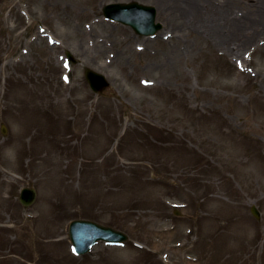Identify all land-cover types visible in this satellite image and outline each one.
<instances>
[{
	"label": "rangeland",
	"instance_id": "rangeland-1",
	"mask_svg": "<svg viewBox=\"0 0 264 264\" xmlns=\"http://www.w3.org/2000/svg\"><path fill=\"white\" fill-rule=\"evenodd\" d=\"M132 2L156 8L155 36L105 18ZM256 28L264 0H0V264H264ZM76 219L130 239L78 257Z\"/></svg>",
	"mask_w": 264,
	"mask_h": 264
},
{
	"label": "water",
	"instance_id": "water-1",
	"mask_svg": "<svg viewBox=\"0 0 264 264\" xmlns=\"http://www.w3.org/2000/svg\"><path fill=\"white\" fill-rule=\"evenodd\" d=\"M104 13L106 18L132 27L139 35H155L162 29V24L157 23V10L152 6L137 2L110 4L104 8ZM69 57L71 58L70 54ZM86 79L95 93H99L110 86L103 74L91 69L86 70ZM36 199L37 192L35 189L25 188L22 190L20 201L25 207L32 206ZM252 213L256 218H260V213L255 206L252 207ZM69 234L78 255L87 254L99 241L115 245L128 240L124 233L88 220L73 221L70 224Z\"/></svg>",
	"mask_w": 264,
	"mask_h": 264
},
{
	"label": "bare ground",
	"instance_id": "bare-ground-1",
	"mask_svg": "<svg viewBox=\"0 0 264 264\" xmlns=\"http://www.w3.org/2000/svg\"><path fill=\"white\" fill-rule=\"evenodd\" d=\"M229 28V26H219V24H214V29H215V32L217 31V36H218V40L226 47V44H227V49L230 48V45L231 43L229 44L228 41H225L223 38H222V33L225 32V30ZM261 30V33L264 34V28L263 29H253L251 30L252 33H244L245 36H243V41H242V46H245L247 45L249 42L251 41H255V37H256V32L259 31L260 32ZM250 31V30H249ZM221 33V34H220Z\"/></svg>",
	"mask_w": 264,
	"mask_h": 264
}]
</instances>
